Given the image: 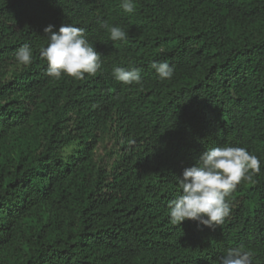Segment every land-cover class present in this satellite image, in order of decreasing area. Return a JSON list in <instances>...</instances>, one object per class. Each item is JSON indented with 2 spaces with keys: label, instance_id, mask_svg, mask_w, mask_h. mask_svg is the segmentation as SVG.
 <instances>
[{
  "label": "trees",
  "instance_id": "obj_1",
  "mask_svg": "<svg viewBox=\"0 0 264 264\" xmlns=\"http://www.w3.org/2000/svg\"><path fill=\"white\" fill-rule=\"evenodd\" d=\"M120 3L0 0V264H221L229 248L264 264V0ZM65 23L102 54L95 76L46 75L44 28ZM115 66L139 68L142 86ZM217 146L247 148L260 173L227 197L221 225H173L177 177Z\"/></svg>",
  "mask_w": 264,
  "mask_h": 264
},
{
  "label": "clouds",
  "instance_id": "obj_2",
  "mask_svg": "<svg viewBox=\"0 0 264 264\" xmlns=\"http://www.w3.org/2000/svg\"><path fill=\"white\" fill-rule=\"evenodd\" d=\"M125 13L135 12V0H121ZM112 41H126L128 32L121 26L100 22ZM54 25L44 28L47 46L41 48L40 57L47 61L46 75L54 80L63 76L83 80L85 75L95 76L102 70L101 53L88 40L86 30L73 24H63L58 31ZM21 66L28 67L34 59L28 44L15 53ZM160 80H170L174 67L168 62L151 63ZM113 78L124 85L142 86L139 68L115 66ZM261 171V159L245 147L217 146L204 151L194 166L185 168L182 178L177 177L181 194L168 204L169 218L173 225L185 220L199 221L205 226L221 225L230 215L231 206L227 199L242 181H252ZM251 253L241 248H229L221 258V264H251Z\"/></svg>",
  "mask_w": 264,
  "mask_h": 264
}]
</instances>
